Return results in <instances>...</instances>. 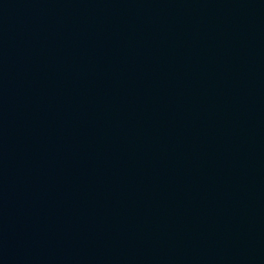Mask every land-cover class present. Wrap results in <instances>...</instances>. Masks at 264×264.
<instances>
[{
	"label": "water",
	"instance_id": "95a60500",
	"mask_svg": "<svg viewBox=\"0 0 264 264\" xmlns=\"http://www.w3.org/2000/svg\"><path fill=\"white\" fill-rule=\"evenodd\" d=\"M0 264H264V0H0Z\"/></svg>",
	"mask_w": 264,
	"mask_h": 264
}]
</instances>
